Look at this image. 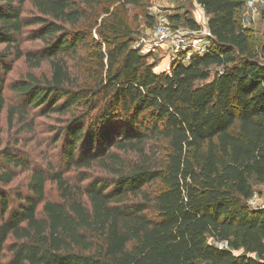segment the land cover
<instances>
[{
    "label": "trees",
    "instance_id": "trees-1",
    "mask_svg": "<svg viewBox=\"0 0 264 264\" xmlns=\"http://www.w3.org/2000/svg\"><path fill=\"white\" fill-rule=\"evenodd\" d=\"M26 1L36 12L22 17ZM142 1L0 0V71L10 50L50 66L49 78L15 86L18 107L0 76V120L6 106L10 128L29 111L66 118L59 171L29 169L0 137V184L30 170L15 207L0 190V264H264V208L247 204L264 183V63L236 19L246 0H195L211 48L161 72L132 47L128 6ZM28 26L43 47L23 54ZM95 164L109 177L64 176ZM48 180L57 200L46 199Z\"/></svg>",
    "mask_w": 264,
    "mask_h": 264
},
{
    "label": "rangeland",
    "instance_id": "rangeland-1",
    "mask_svg": "<svg viewBox=\"0 0 264 264\" xmlns=\"http://www.w3.org/2000/svg\"><path fill=\"white\" fill-rule=\"evenodd\" d=\"M241 10L237 12L236 19L250 36L252 46L258 54V60L264 63V53L262 51V47L264 46V20L261 17L262 10L253 12L246 7H243ZM35 12L30 1H26L23 4L22 17L31 16ZM128 15L133 23V27L138 31V37L149 32L147 30L148 26L153 25L154 20L159 17H166L173 25L179 26H185L184 19L190 18L198 23L200 29H203L205 23H207V15L195 0H143L138 6L129 5ZM243 17L244 19H248L247 23H242ZM34 29H36V26L25 27L18 36V46L23 54L29 51H38L43 47L40 40L33 38ZM4 47V44H0V51H5ZM9 52L6 59L9 69L5 73L0 71L3 81V95L8 107H18L22 104V100L15 90V86L27 80L30 75L35 76L39 80L49 78L50 66L44 60L38 67H31L25 61L24 56L17 57L14 50H10ZM159 53H151L148 57V61L154 64L153 69L156 72L167 70L171 62L170 58L161 56ZM68 63L70 65L73 64V71L75 72L77 65H79L77 60L70 59ZM80 65L84 64L80 63ZM216 70L217 68H212V72ZM7 106L2 112L0 120L2 145L8 144L18 149L22 155L28 158L26 162L29 169H41L47 173H51L53 169L58 171L65 169L62 157V142H55V137L58 130L64 125V119L66 118L55 114L50 116L32 115L33 112L29 111L30 113L29 116L27 115L26 122L20 123L19 119L17 121L19 116H15L13 126L10 128L7 118L9 111ZM30 119H33V124L30 123ZM123 157L127 160L129 159V157ZM14 171L16 173L15 179L10 184H0V190L6 191L10 208L17 205L19 194L26 193V186L30 175V170L23 171L18 168V170L15 169ZM64 176L68 177L74 184L78 183L83 176L89 177V180H92L91 178L95 177H109V174L102 166L95 164L90 169H75L65 172ZM45 189L46 199L57 200L58 192L55 183L48 180ZM253 192L255 198L251 205L264 208V183L253 182ZM234 253L239 254L240 251H234Z\"/></svg>",
    "mask_w": 264,
    "mask_h": 264
},
{
    "label": "built area",
    "instance_id": "built-area-1",
    "mask_svg": "<svg viewBox=\"0 0 264 264\" xmlns=\"http://www.w3.org/2000/svg\"><path fill=\"white\" fill-rule=\"evenodd\" d=\"M245 7L253 12H257L264 7V0H246ZM248 19L242 18V23H247ZM145 35H140L133 43L134 49L140 50L142 54H159L170 58L171 61L188 63L192 55H203L211 48L212 34L205 23L203 29H193L187 26L173 25L166 17H159L154 20V24L149 27ZM255 195L247 201L252 209H259L251 205ZM214 243L219 247H224L226 243ZM201 264H209L203 262Z\"/></svg>",
    "mask_w": 264,
    "mask_h": 264
},
{
    "label": "crops",
    "instance_id": "crops-1",
    "mask_svg": "<svg viewBox=\"0 0 264 264\" xmlns=\"http://www.w3.org/2000/svg\"><path fill=\"white\" fill-rule=\"evenodd\" d=\"M201 8V7H200ZM204 12V11H203ZM208 19V18H207Z\"/></svg>",
    "mask_w": 264,
    "mask_h": 264
}]
</instances>
